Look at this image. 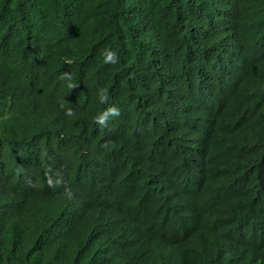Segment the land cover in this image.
Returning <instances> with one entry per match:
<instances>
[{
  "label": "trees",
  "instance_id": "obj_1",
  "mask_svg": "<svg viewBox=\"0 0 264 264\" xmlns=\"http://www.w3.org/2000/svg\"><path fill=\"white\" fill-rule=\"evenodd\" d=\"M0 264H264V0H0Z\"/></svg>",
  "mask_w": 264,
  "mask_h": 264
},
{
  "label": "clouds",
  "instance_id": "obj_2",
  "mask_svg": "<svg viewBox=\"0 0 264 264\" xmlns=\"http://www.w3.org/2000/svg\"><path fill=\"white\" fill-rule=\"evenodd\" d=\"M104 62L107 63H111V64H116L119 62V58L116 52L112 51L111 49H106L104 52ZM59 79L61 80H65L67 79L69 81L68 83V88L70 89H75L77 87L78 84L72 83V74L68 73V72H64L61 74V76L59 77ZM98 98L100 103L105 104L109 101L110 97L108 94V90L107 89H99L98 90ZM63 107V105H61ZM66 115L68 116H74V112L71 108H68L66 110ZM121 115L120 109L118 107H116L115 105L110 106L108 108H106L100 115L96 116L93 118L94 122L99 125L102 129L106 128L107 125V121L112 118V117H119ZM49 185H52V181L51 179H49L48 181ZM62 182V180H57L56 181V185L59 186ZM65 194L67 195V197L69 199H71L73 197V193L70 189V187H66L65 188Z\"/></svg>",
  "mask_w": 264,
  "mask_h": 264
}]
</instances>
